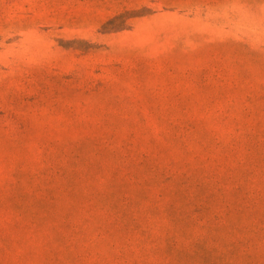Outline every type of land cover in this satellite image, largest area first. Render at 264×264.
I'll return each instance as SVG.
<instances>
[{"label": "rangeland", "instance_id": "1", "mask_svg": "<svg viewBox=\"0 0 264 264\" xmlns=\"http://www.w3.org/2000/svg\"><path fill=\"white\" fill-rule=\"evenodd\" d=\"M0 264H264V0H0Z\"/></svg>", "mask_w": 264, "mask_h": 264}]
</instances>
